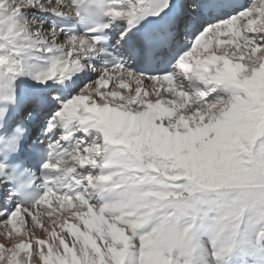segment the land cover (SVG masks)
<instances>
[{"label":"snow or ice","instance_id":"snow-or-ice-1","mask_svg":"<svg viewBox=\"0 0 264 264\" xmlns=\"http://www.w3.org/2000/svg\"><path fill=\"white\" fill-rule=\"evenodd\" d=\"M86 2L0 0V264H264V0Z\"/></svg>","mask_w":264,"mask_h":264},{"label":"bare ground","instance_id":"bare-ground-1","mask_svg":"<svg viewBox=\"0 0 264 264\" xmlns=\"http://www.w3.org/2000/svg\"><path fill=\"white\" fill-rule=\"evenodd\" d=\"M31 67H33V68H31ZM42 70V66L39 64V63H32V64H30V65H28L27 67H26V71H29V72H31V73H36V72H39V71H41ZM134 86V85H133ZM132 86V87H133ZM18 226H22V228L25 230V228H26V225H21L19 222H18ZM9 227H11V226H9ZM203 235H208L207 233H205V234H202V236ZM233 264H235V262H233Z\"/></svg>","mask_w":264,"mask_h":264},{"label":"rangeland","instance_id":"rangeland-1","mask_svg":"<svg viewBox=\"0 0 264 264\" xmlns=\"http://www.w3.org/2000/svg\"><path fill=\"white\" fill-rule=\"evenodd\" d=\"M226 38V37H225ZM31 68H33V67H31ZM133 86V85H132ZM133 87H135V85L133 86ZM16 227L18 228V229H20L21 230V232H23L24 231V229L22 228V226H18V223L16 224Z\"/></svg>","mask_w":264,"mask_h":264}]
</instances>
